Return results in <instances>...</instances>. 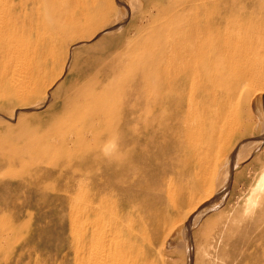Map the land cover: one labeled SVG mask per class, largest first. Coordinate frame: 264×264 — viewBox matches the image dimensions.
I'll return each instance as SVG.
<instances>
[{
    "label": "rangeland",
    "instance_id": "obj_1",
    "mask_svg": "<svg viewBox=\"0 0 264 264\" xmlns=\"http://www.w3.org/2000/svg\"><path fill=\"white\" fill-rule=\"evenodd\" d=\"M225 1L234 49L254 51L263 72L264 0ZM0 13L2 47L22 40L33 74L25 103L9 74L0 87V264H76L97 205L117 264H264V193L243 210L264 170L259 80L211 103L220 119L206 133L141 145L144 95L188 43L189 0H0Z\"/></svg>",
    "mask_w": 264,
    "mask_h": 264
},
{
    "label": "bare ground",
    "instance_id": "obj_2",
    "mask_svg": "<svg viewBox=\"0 0 264 264\" xmlns=\"http://www.w3.org/2000/svg\"><path fill=\"white\" fill-rule=\"evenodd\" d=\"M206 1L207 0H189V7L191 13L189 15L188 36H186L188 43L185 47L183 46L179 47V50L175 55V59L177 62L176 67L172 71L171 70L164 71L161 75L162 83L153 85L151 88L148 87L147 93L146 95H144V99H143L144 126L142 127L143 128L142 131H144L145 134L141 139V145L149 147V142L155 144L157 141H160L159 137L161 135H162L161 136L162 139L171 140L175 136L177 137V135H183V137L187 138L193 135L200 136L206 133L209 123L214 122L215 120L218 121L220 119L218 112L210 113V104L218 103L219 105H221L228 96L230 90L228 92L226 91L230 89L232 86H234L238 81H242L243 79L247 81L249 80L251 85L252 83L255 84L254 82L256 80H259L261 81V83L258 84L257 82L259 81H256L257 84L256 86L260 85L258 86V88L261 91H263L264 89V73H263L264 71L262 72L257 62L254 61L253 58L254 51L251 55V51H249L250 49L248 47H244L243 50L241 48L242 46H244L243 44L242 46H240L241 50H238L239 48L236 49L239 51V52L237 51L238 52L237 53L234 47L236 48L237 46H239L237 44L236 39L238 38L240 39V35L238 32L235 31L234 32L227 31V28L223 25L224 18L227 15L231 14V10L234 7L229 6V4H227L225 0H213L211 3H209L210 7L208 6L212 14L211 15L212 20L209 22L208 18L205 17L207 11V5H208ZM3 8H5V6H3ZM201 8L203 13L199 11ZM7 18H9V16ZM3 19L6 20L5 17L2 18V20ZM11 36L13 35H10V37ZM20 42L24 44L22 40ZM23 44L16 43L15 40V42L12 41L10 43L5 44V46L2 47L0 41V87L2 88L3 91L6 89L5 79H6V75L9 74L8 86H9V91H12L10 92V95L16 98L17 100H19L21 104L25 103L29 98V96L27 95L33 92V90L31 89L32 87L31 88L29 87V89L27 88L28 85H30V82L32 83L31 75L33 74H31V72L25 74L24 73L25 70H23L24 66H21V61H23V57H27L24 54V52H22L23 49L21 50ZM28 62L30 63V61ZM228 76H230L231 78L229 77L228 79L227 78ZM94 94L96 95V93ZM89 100L91 105L93 99H89ZM229 100H231V98ZM34 107L37 108L38 105ZM199 107L202 108L201 115H204L203 117L201 115L199 117V115L195 114L196 110ZM233 108H235V106ZM205 109L208 110V113H205ZM206 115L207 117H205ZM231 117L234 118L235 116H231ZM231 119L232 118H230V120ZM226 122H229V120H227ZM237 126L232 125V127H229L227 133L225 132L226 136L230 137L235 131H238L240 127ZM211 128L212 126L208 129ZM151 133L152 135L149 136ZM244 142L242 143L243 147L245 146ZM242 145L241 146L239 145L238 148H236L237 151H239ZM235 155H236V151L235 154H233V156L229 158L228 164H232V160L235 157ZM204 166L210 169L209 165H208L209 167L207 166V164ZM209 169L206 171H209ZM226 179L227 177L224 180L225 182ZM208 182H209V178L208 176L207 177L205 176L203 181L200 182L201 183L200 185L202 187L204 186L205 188ZM223 189H225V185H223ZM207 190L211 191V189H206L205 191ZM211 192H209L207 196L204 194V196L208 197V195ZM99 193L100 190L98 189L97 194ZM261 193H264V170L261 173V175H259L253 186L251 187L248 195H246L245 206L244 209L243 208L242 209L248 211L250 206L253 207L256 204V201ZM96 205L97 204H95V206ZM95 211L96 213L94 217L93 227L91 228V230H88L87 227H84L82 229V233L78 237L77 244L79 245V247L75 253L76 264H117V262L113 258V254L116 253L115 251L112 250V243L114 238V236H112L113 235L111 231L112 228H110L109 225V228L106 226L107 228L103 229L102 221L104 222L105 220H102V218H104L103 216L104 214L103 215L100 214L98 205L96 206ZM121 218L124 219L125 214H123ZM115 226H117V224H115ZM114 250H116V248ZM118 254L120 253L118 252Z\"/></svg>",
    "mask_w": 264,
    "mask_h": 264
}]
</instances>
